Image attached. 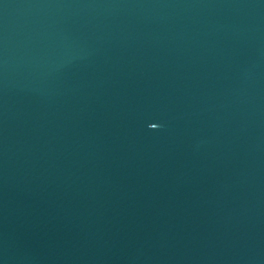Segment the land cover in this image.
<instances>
[{"label": "water", "instance_id": "95a60500", "mask_svg": "<svg viewBox=\"0 0 264 264\" xmlns=\"http://www.w3.org/2000/svg\"><path fill=\"white\" fill-rule=\"evenodd\" d=\"M0 264H264V0H0Z\"/></svg>", "mask_w": 264, "mask_h": 264}, {"label": "clouds", "instance_id": "9594fccd", "mask_svg": "<svg viewBox=\"0 0 264 264\" xmlns=\"http://www.w3.org/2000/svg\"><path fill=\"white\" fill-rule=\"evenodd\" d=\"M158 127V126H157ZM156 128V127H155Z\"/></svg>", "mask_w": 264, "mask_h": 264}]
</instances>
